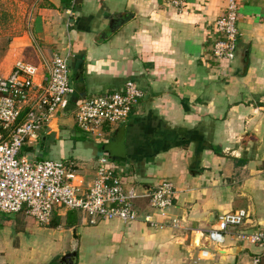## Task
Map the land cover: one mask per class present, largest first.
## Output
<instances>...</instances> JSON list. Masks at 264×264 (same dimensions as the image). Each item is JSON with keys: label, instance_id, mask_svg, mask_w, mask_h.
Returning a JSON list of instances; mask_svg holds the SVG:
<instances>
[{"label": "crops", "instance_id": "0c3cea01", "mask_svg": "<svg viewBox=\"0 0 264 264\" xmlns=\"http://www.w3.org/2000/svg\"><path fill=\"white\" fill-rule=\"evenodd\" d=\"M170 1L78 0L70 16L75 4L44 0L30 30L1 43L2 77L26 52L35 53L32 100L54 56H69L70 106L37 132L27 155L73 162L86 184L104 152L123 171L125 188H135L140 218L91 224L88 216L59 209L40 225L25 212L15 220L3 215L0 264H264V247L238 238L264 233V0H236V56L220 62L212 54V25L229 0H182V7ZM127 81L144 92L128 121L103 141L84 135L74 106ZM165 181L175 188L167 218L147 197ZM251 206L253 219L231 229L222 246L207 242L211 215H248ZM146 215L178 218L183 228H151Z\"/></svg>", "mask_w": 264, "mask_h": 264}, {"label": "built area", "instance_id": "2783aa9c", "mask_svg": "<svg viewBox=\"0 0 264 264\" xmlns=\"http://www.w3.org/2000/svg\"><path fill=\"white\" fill-rule=\"evenodd\" d=\"M170 2L175 7L184 6L182 0ZM238 10L236 0H229L225 13L212 25L216 37L212 54L217 62L235 59L239 37ZM72 12L73 6L68 14L72 16ZM72 26L73 22L69 21L68 27ZM37 73L34 65L18 61L9 76H0V217L25 212L38 224L49 225L54 210L65 209L83 213L91 224L113 220L138 221L136 190L134 187L125 188L123 171L108 157H99L93 164L94 179L81 184L80 171L73 162L30 160L21 155L27 142L37 138V132L55 113L68 109L75 93L70 81L69 56H54L45 86L39 88L37 98L32 100L30 92L36 90L34 80ZM143 97L140 86L127 81L118 90L79 101L72 115L84 135L103 141L113 127L128 121ZM147 197L150 208L167 218L175 198L174 185L162 182ZM246 218L245 210L219 216L204 233L207 242L222 246L229 231L240 228ZM142 220L155 229L183 228L178 218L159 222L152 215H146ZM238 238L264 247V233L249 235L240 232Z\"/></svg>", "mask_w": 264, "mask_h": 264}, {"label": "rangeland", "instance_id": "374dc122", "mask_svg": "<svg viewBox=\"0 0 264 264\" xmlns=\"http://www.w3.org/2000/svg\"><path fill=\"white\" fill-rule=\"evenodd\" d=\"M43 3L44 0H0V45L2 42L5 43L10 39L17 38L16 36H20L21 34L28 32L31 27L33 14L35 13L36 9ZM4 14H6L5 17ZM24 62L30 64H33L35 62V53L33 52V50L26 52V59L24 60ZM57 114L58 113H55L53 117H55ZM43 127L44 126H42L40 129H42ZM30 141L31 140L27 142V145ZM26 157L30 160L35 159L30 155H27ZM46 159L51 160L49 157ZM57 211V209L54 210L52 214V220L54 219ZM76 212L84 215L79 211ZM8 217L10 218L9 220L16 219L15 215Z\"/></svg>", "mask_w": 264, "mask_h": 264}, {"label": "water", "instance_id": "95a60500", "mask_svg": "<svg viewBox=\"0 0 264 264\" xmlns=\"http://www.w3.org/2000/svg\"><path fill=\"white\" fill-rule=\"evenodd\" d=\"M116 147H117V145H116ZM107 150L109 151V153H114V152H116L115 149H114L112 146H108V147H107ZM99 155H100V156H104L105 153H104V152H101ZM253 217H254V213H253V209H252V206H251V207L249 208V210H248L247 219H248V220H251V219H253ZM217 219H218V215H217L216 213H214L213 215H211V222H210V223H211V224H214V222H216ZM214 220H215V221H214ZM73 235H75V233H74ZM76 239H77V237L74 236V240H76Z\"/></svg>", "mask_w": 264, "mask_h": 264}, {"label": "trees", "instance_id": "16d2710c", "mask_svg": "<svg viewBox=\"0 0 264 264\" xmlns=\"http://www.w3.org/2000/svg\"><path fill=\"white\" fill-rule=\"evenodd\" d=\"M72 1L74 0H67V4L66 7H70V5L72 4ZM75 5L73 6L75 9L77 8V4H78V0H75ZM69 5V6H68ZM79 131V130H78ZM29 148H27V145L23 148L21 155L22 156H26L29 153Z\"/></svg>", "mask_w": 264, "mask_h": 264}]
</instances>
